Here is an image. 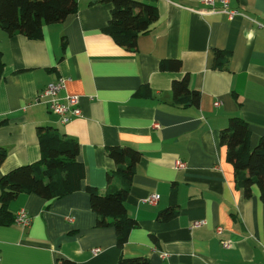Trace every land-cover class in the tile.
<instances>
[{"label": "crops", "instance_id": "obj_1", "mask_svg": "<svg viewBox=\"0 0 264 264\" xmlns=\"http://www.w3.org/2000/svg\"><path fill=\"white\" fill-rule=\"evenodd\" d=\"M93 1L77 0L74 14L42 25L38 38L0 27V178L25 164L44 168L40 127L74 139L85 168L75 192L51 199L20 193L8 202L0 213V264H115L138 256L151 264H264V200L256 185L249 197L236 186L219 142L233 116L247 123L252 148L264 135V0H231L242 12L232 19L210 13L202 0H154L158 19L135 50L104 32L111 4ZM216 50L229 52L223 68L215 66ZM163 59L180 60V69L160 70ZM184 76L200 92L197 106L174 103L172 82ZM59 79L61 96L77 95L81 109L66 123L38 97ZM112 146L140 152L124 201L137 226L122 246L113 227L96 226L85 189L118 188L107 181L116 167ZM173 191L178 215L160 221ZM153 194L158 199L149 203ZM20 210L27 225L16 223Z\"/></svg>", "mask_w": 264, "mask_h": 264}, {"label": "trees", "instance_id": "obj_2", "mask_svg": "<svg viewBox=\"0 0 264 264\" xmlns=\"http://www.w3.org/2000/svg\"><path fill=\"white\" fill-rule=\"evenodd\" d=\"M110 3V17L103 28L114 41L128 50L136 49V40L147 32L158 19V10L154 0H94L91 3ZM77 11V0H0V27L9 35L22 34L28 38H38L44 24L63 21ZM228 51H215V66L223 68L228 61ZM160 70H179L178 59H163ZM1 72V63H0ZM172 93L174 103L179 105L199 104L200 92L189 88L188 78L173 80ZM39 142L42 151L41 161L44 168L33 164L18 166L0 178V213L6 211L8 202L20 193H34L51 199L60 198L81 188L84 178V164L76 159L78 143L58 132L56 129L42 128ZM219 142L226 146V159L233 166L234 181L245 197L252 193L256 185L260 197L264 200V135L252 148L250 131L247 123L238 116L230 117L227 125L219 132ZM108 155L116 167L107 174L108 184L115 179L119 186L105 194L86 186L92 210L97 214L96 226L113 227L117 245L122 246L129 232L137 226V221L130 217L125 206L136 162L140 152L126 146L108 148ZM4 152H0V163ZM158 213V220L168 221L178 215V206L174 201ZM6 216V215H5ZM12 219L6 220L9 222ZM56 264H75L67 258H61ZM115 264H151L147 257H120Z\"/></svg>", "mask_w": 264, "mask_h": 264}, {"label": "built area", "instance_id": "obj_3", "mask_svg": "<svg viewBox=\"0 0 264 264\" xmlns=\"http://www.w3.org/2000/svg\"><path fill=\"white\" fill-rule=\"evenodd\" d=\"M203 4L207 6L210 13H223L228 19H232L235 15L242 14L237 8L231 6V0H202ZM65 88L64 79H59L54 82H50L39 93L38 97L44 98L48 106V109L54 114L60 117L62 123H66L71 117L79 116L81 109L79 107V98L77 95H64L61 96V92ZM219 104V101L214 103L215 106ZM185 165L182 161H177L176 166L183 168ZM158 199V195L153 194L147 198L149 203H155ZM16 223L23 225L28 224V217L24 210H20L15 216ZM202 224V221H194L192 227H198ZM221 227H217L216 233L220 234ZM223 246H230L228 241H222ZM98 249H94L93 252H97ZM1 260V259H0Z\"/></svg>", "mask_w": 264, "mask_h": 264}]
</instances>
